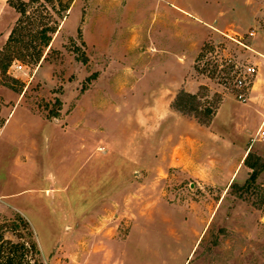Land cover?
I'll list each match as a JSON object with an SVG mask.
<instances>
[{"label": "rangeland", "instance_id": "rangeland-1", "mask_svg": "<svg viewBox=\"0 0 264 264\" xmlns=\"http://www.w3.org/2000/svg\"><path fill=\"white\" fill-rule=\"evenodd\" d=\"M125 1L0 0V223L29 264H264V0Z\"/></svg>", "mask_w": 264, "mask_h": 264}, {"label": "trees", "instance_id": "trees-1", "mask_svg": "<svg viewBox=\"0 0 264 264\" xmlns=\"http://www.w3.org/2000/svg\"><path fill=\"white\" fill-rule=\"evenodd\" d=\"M26 2H21V7H19L18 11L23 15L26 14L27 9ZM17 7V6H16ZM48 30L45 29L42 31V43L47 46L50 43L51 38L48 36ZM24 37L15 38L14 35L11 36L10 42L15 41L16 43L24 42ZM14 60V56L12 53L2 52L0 53V66L3 68V71L6 73L11 62ZM192 110H196L198 112V107H192ZM214 111L210 108H206L203 112H199L197 114L198 118L200 115L208 117V119H199L200 123L207 124L210 122V118L213 116ZM245 162L253 169L252 174L249 180L244 184V186L238 189H247L252 188L254 182H256L259 174L264 170V161H260L258 163H250L249 155L246 158ZM236 187V185H232ZM24 227L30 236V241H14L12 239H7L5 237V233L7 230H12L17 232L18 229ZM40 253L37 242L33 238V231L30 229V224L27 220H25L22 216H18V220L8 221L4 223H0V264H29L30 263V255H37Z\"/></svg>", "mask_w": 264, "mask_h": 264}, {"label": "crops", "instance_id": "crops-1", "mask_svg": "<svg viewBox=\"0 0 264 264\" xmlns=\"http://www.w3.org/2000/svg\"><path fill=\"white\" fill-rule=\"evenodd\" d=\"M161 1V0H160ZM163 1H165V0H163ZM124 2H125V5L128 3V2H126L125 0H124ZM157 2V1H156ZM172 6H174L175 8H177V9H179V10H181V12L184 14V15H187V16H192V12H190L187 8H182V7H180V6H178L177 4H174V3H172L171 4ZM219 18H220V15H219ZM219 18L218 19H214L213 20V23H206V25H205V27H207L208 28V30H211L212 28H215V24L216 23H219ZM195 19H197V18H195ZM207 30V31H208ZM203 33V35L205 34V32H202ZM202 35V36H203ZM132 41V40H131ZM132 43L135 45L134 47H136V45H137V43H138V38L136 37V39H133V41H132ZM199 46V42L197 43V47Z\"/></svg>", "mask_w": 264, "mask_h": 264}, {"label": "built area", "instance_id": "built-area-1", "mask_svg": "<svg viewBox=\"0 0 264 264\" xmlns=\"http://www.w3.org/2000/svg\"><path fill=\"white\" fill-rule=\"evenodd\" d=\"M14 67H16V69H18V70L23 68V66L21 64H17V65L14 64ZM245 72H247L249 74H251V73L253 74V73L256 72V69H255V67H248ZM238 80H240L241 85L245 83L244 77L239 78ZM239 97L241 99H243L244 96H243V94H240ZM259 134H261L262 136H264V132H262V131H260Z\"/></svg>", "mask_w": 264, "mask_h": 264}]
</instances>
